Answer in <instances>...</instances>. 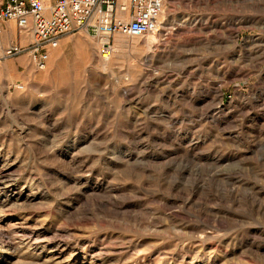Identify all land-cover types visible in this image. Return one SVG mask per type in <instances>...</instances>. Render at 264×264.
Listing matches in <instances>:
<instances>
[{"label":"rangeland","instance_id":"rangeland-1","mask_svg":"<svg viewBox=\"0 0 264 264\" xmlns=\"http://www.w3.org/2000/svg\"><path fill=\"white\" fill-rule=\"evenodd\" d=\"M164 9L1 62L0 264H264V0Z\"/></svg>","mask_w":264,"mask_h":264},{"label":"built area","instance_id":"built-area-1","mask_svg":"<svg viewBox=\"0 0 264 264\" xmlns=\"http://www.w3.org/2000/svg\"><path fill=\"white\" fill-rule=\"evenodd\" d=\"M164 10V0H0V64L28 55L43 70L61 38L81 30L100 40V55L107 62L115 35L156 32ZM14 27L29 38L27 45L4 43Z\"/></svg>","mask_w":264,"mask_h":264},{"label":"bare ground","instance_id":"bare-ground-1","mask_svg":"<svg viewBox=\"0 0 264 264\" xmlns=\"http://www.w3.org/2000/svg\"><path fill=\"white\" fill-rule=\"evenodd\" d=\"M13 30H14V29H12V30L10 31L11 34L14 32ZM23 40H24V39H23ZM25 41H26V40H25ZM150 61H151V60H150ZM9 63H10V62H9ZM7 65H8V64H7ZM102 65H103V68L106 69L107 66H108V61H107V62H105V61L103 62V61H102ZM8 67L10 68V66H8Z\"/></svg>","mask_w":264,"mask_h":264}]
</instances>
